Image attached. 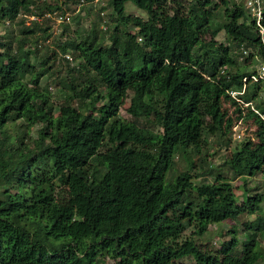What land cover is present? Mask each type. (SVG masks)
I'll return each mask as SVG.
<instances>
[{"label": "trees", "instance_id": "16d2710c", "mask_svg": "<svg viewBox=\"0 0 264 264\" xmlns=\"http://www.w3.org/2000/svg\"><path fill=\"white\" fill-rule=\"evenodd\" d=\"M94 1L0 0V22L20 27V35L0 39V135L12 121L41 125L30 144L0 139V264L264 262V194L245 184L239 202L225 177L198 184L194 174L207 163V135L223 142L237 122L253 120V136L225 165L236 177H264V105L248 92L264 46L244 1L108 0L98 15L103 36L72 37L65 26L60 37L69 36L36 66V50L52 43L45 15L71 17L69 3ZM129 3L147 18L128 14ZM27 17L36 19L27 25ZM222 31L228 44L215 42ZM36 34L43 43L29 48ZM239 50L256 68L238 63ZM55 63L68 71L58 81L60 106L51 84H42ZM127 103L131 120L120 117ZM177 157L186 159L184 171ZM251 215L239 240L236 222ZM222 223H231L233 236L220 248L195 240Z\"/></svg>", "mask_w": 264, "mask_h": 264}, {"label": "rangeland", "instance_id": "374dc122", "mask_svg": "<svg viewBox=\"0 0 264 264\" xmlns=\"http://www.w3.org/2000/svg\"><path fill=\"white\" fill-rule=\"evenodd\" d=\"M191 1V0H187ZM216 2L220 3L219 0H215ZM48 2L52 4H60L63 6V2L65 0H48ZM107 2L108 0H95L94 2L91 3H82L81 5H74L72 3H69L67 5V8H70L67 13L71 16L69 17V20L66 21H58L56 18H50V23L49 26H51V31L53 32V37L50 40L52 42L50 45H42L39 50H36V54L34 55V60L33 62L36 64V66L40 65V62L42 59L46 56V54H50L53 50H56V45L53 44V42H56L57 39H59L60 35L63 32V29L65 26L69 27L68 33L70 36L74 37L76 36L73 34V32L79 31L82 34H86L89 31L95 30V32L99 33L100 36H103L104 32H101L104 30L107 26V24H103L101 20L98 18V15L101 11L102 7H107ZM126 12L131 15H136L140 16L144 19L147 18V15L139 10L134 4L129 3L126 6ZM110 11L106 9L104 11L105 18L108 22V14ZM102 14V15H104ZM76 16H79V20H75ZM71 18V19H70ZM31 19L35 20L36 17H27V20L25 21L27 25L30 24ZM75 20V22H73ZM10 24L8 23H2L0 22V39H10L14 38L17 35H20V27L17 25L15 26H9ZM130 31L135 32L136 30L131 28ZM67 33V34H68ZM64 35L62 40H65L67 36L69 35ZM106 36V42L105 44H109V34L105 35ZM40 35H31L29 38V48H35L37 45L35 44L37 41L39 43H43V41L39 38ZM22 38V37H20ZM208 40L211 39V37L208 36ZM53 40V41H52ZM139 43H143V40L140 41L138 40ZM215 42L217 44H228L227 37L224 31L220 32L217 37L215 38ZM38 43V45H39ZM59 52V51H58ZM241 50L236 51L235 56L240 65H247L252 68H256L255 65H252L251 60L247 63H245V55L244 57H241ZM250 53H253L254 51H250ZM72 58H74L73 54H70ZM67 59V57H66ZM61 61V60H60ZM70 61V60H69ZM71 62V61H70ZM52 63V62H51ZM79 61H72V65L78 66ZM71 65V66H72ZM56 67V68H55ZM54 70L52 71V74L49 75L48 77H45L42 80V84L50 83L51 87L50 90L52 92L55 104L57 106H60L63 104L64 99H65V92L60 89L58 86V81L63 80V79H68V71L63 68V66L58 63H55ZM94 77V76H92ZM100 89L101 86L99 83L97 84ZM259 85L254 82L248 83V92L250 96L253 95V93L256 91L259 97H257L256 100H254V104L256 105L259 102H262L264 105V84L260 85V88H258ZM127 108H128V103L125 105L121 111H120V117L121 118H126L128 120H131V116L127 113ZM230 113L233 114L234 108L232 106H228ZM233 117H236V115H233ZM143 124H146V127L149 129H153L156 132H161V128L149 123V122H143ZM41 128V125H36L34 127H28L27 126V121L26 120H18V121H12L10 122L5 130L4 133L0 135V139L4 140L5 142H8L10 140H16L19 136L24 137V141L26 144L32 143L38 136V131ZM256 130V125L254 124L253 120L249 121H244L241 123L237 122V124L233 127L231 135L225 140L221 141L220 138L218 137H211L207 135L208 138V144L205 146L206 149L203 151V156H207V163L203 165V167H197L196 170H194V174H199V177L195 179V182L200 184V183H213L217 176L221 175L225 177L227 180H229L235 187V193L237 196V199L239 202H242L244 198V185L246 184L247 187L253 189V193H259V194H264V177L262 175H257L253 178H241V177H236L232 170L225 165V161L228 158L230 154L233 153V151L237 148H239L243 142H245L248 138L253 136V132ZM202 156V157H203ZM197 162H199L198 157H194ZM178 165H177V170L178 171H184L187 166L186 159L183 157H177ZM214 167L211 169V167ZM209 170H213L211 173H209ZM179 173V172H178ZM177 173V174H178ZM264 206V204H263ZM256 219V215H251V216H245L238 220L236 222V235L239 238V240H242L244 238V222L246 221H254ZM232 228L231 223H222L219 225H212L209 228V231L203 235V236H195V240L199 244H207L210 243L211 245H214L216 248H220L221 245L229 241L232 238V234H229V230ZM192 229H188L187 232L185 233V236H192ZM178 264H191L192 259L186 258L183 260H180L177 262ZM103 264H113V262L109 259H107ZM258 264H264V262H260Z\"/></svg>", "mask_w": 264, "mask_h": 264}, {"label": "built area", "instance_id": "2783aa9c", "mask_svg": "<svg viewBox=\"0 0 264 264\" xmlns=\"http://www.w3.org/2000/svg\"><path fill=\"white\" fill-rule=\"evenodd\" d=\"M246 9L249 11L251 17L256 21V24L258 26V32L260 34L262 44L264 46V26H263V19H264V0H243ZM45 17L47 18H56L58 21H66L69 19L67 16L66 18L57 14L51 15V14H46ZM141 41V38H139ZM245 55L248 53V51L243 52ZM68 60L72 61L71 56H66ZM251 80L253 82H259L262 81L264 82V63L260 65V68L257 72V75L252 76ZM246 82V79H245ZM245 92V89L243 92H230V94L234 97L237 98L240 95H243ZM239 100V99H238Z\"/></svg>", "mask_w": 264, "mask_h": 264}]
</instances>
